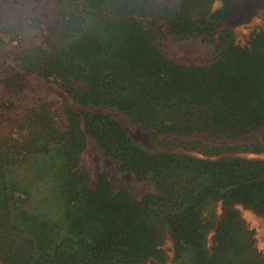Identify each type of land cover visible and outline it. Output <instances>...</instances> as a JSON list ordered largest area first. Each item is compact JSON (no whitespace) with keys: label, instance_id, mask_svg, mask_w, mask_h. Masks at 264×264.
<instances>
[{"label":"trees","instance_id":"trees-1","mask_svg":"<svg viewBox=\"0 0 264 264\" xmlns=\"http://www.w3.org/2000/svg\"><path fill=\"white\" fill-rule=\"evenodd\" d=\"M252 1L42 0L30 13L0 0V50L70 98L60 109L24 93L6 107L0 89V264H264L238 207L264 217V157H228L264 153V136L244 142L264 132V21L245 41L220 25ZM166 35L214 56L172 59ZM90 141L156 190L139 197L107 170L92 186L81 165Z\"/></svg>","mask_w":264,"mask_h":264},{"label":"rangeland","instance_id":"rangeland-1","mask_svg":"<svg viewBox=\"0 0 264 264\" xmlns=\"http://www.w3.org/2000/svg\"><path fill=\"white\" fill-rule=\"evenodd\" d=\"M22 7L27 8L28 12L33 13L41 8L42 0H22ZM174 4L180 0H159ZM31 3V4H30ZM264 0H254L245 6L235 5L230 17L220 25L230 26L235 29L238 38L245 41L249 33L264 21ZM161 27L166 29L165 22H161ZM29 42H39L40 39L34 33L27 36ZM163 50L172 59H176L182 63L205 64L214 56V48L199 39H188L183 41L173 40L166 35L163 44ZM3 82L0 89L7 92L9 98L4 100L6 107H12L13 101L17 100L21 94L28 93L32 97H44L48 100L56 101V105L62 109L66 102L70 101L68 93L59 88L54 83L48 82L43 78L27 73L16 66L11 56L0 50V82ZM130 132L134 138L149 152L155 153L162 151L161 146L152 139L150 134L141 127H130ZM264 132L249 135L244 142H252L262 139ZM174 152L179 154H191L202 156L193 151H187L183 148H177ZM240 157L242 159H257L264 157L263 154H254L252 152H237L228 154V157ZM82 167L89 172L90 184L94 186L98 177L104 171L109 172L110 179L121 186L122 184H132L134 192L137 196L142 197L147 193L154 192L156 186L151 181H137L134 174L130 171H124L120 167L119 161L101 154L95 143L90 141L86 151L83 153ZM221 201H213L206 205V214L214 223L219 220L221 210ZM242 212L243 218L248 226L255 230L258 246L264 249V217L255 214L252 210L246 209L238 205ZM214 228H210L208 234V247H211ZM172 241L167 238L166 247L171 248ZM172 251L171 249L169 250Z\"/></svg>","mask_w":264,"mask_h":264}]
</instances>
